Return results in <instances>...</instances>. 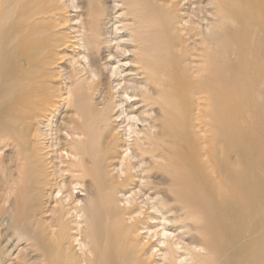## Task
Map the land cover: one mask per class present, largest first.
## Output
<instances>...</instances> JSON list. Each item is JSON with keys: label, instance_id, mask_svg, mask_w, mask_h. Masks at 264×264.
Masks as SVG:
<instances>
[{"label": "bare ground", "instance_id": "bare-ground-1", "mask_svg": "<svg viewBox=\"0 0 264 264\" xmlns=\"http://www.w3.org/2000/svg\"><path fill=\"white\" fill-rule=\"evenodd\" d=\"M196 4L0 0V264H264V0Z\"/></svg>", "mask_w": 264, "mask_h": 264}, {"label": "rangeland", "instance_id": "rangeland-1", "mask_svg": "<svg viewBox=\"0 0 264 264\" xmlns=\"http://www.w3.org/2000/svg\"><path fill=\"white\" fill-rule=\"evenodd\" d=\"M191 1H192V2H195V4L197 3L196 5H198V6H200V7H203V5H204V4H201V3H204V0H191ZM197 1H199V2H197ZM198 3H199V4H198ZM201 5H202V6H201ZM183 6L187 7V6L185 5V3L183 4ZM74 14H75V13H74L73 11H71V12L69 13L70 16L68 15L69 18H72V17L74 16ZM124 74H125V73H124ZM77 197H78L79 199L84 198L83 195L80 196V193L77 194ZM153 225H154V226H153ZM156 225H157V224H151V225H150V229H153ZM151 226H152V227H151ZM153 230H155V228H154ZM153 230H152V231H153ZM156 230H157V229H156ZM143 237L145 238V236H143ZM152 247L156 248V247H157V246H156V243H152ZM15 254H16V253H15ZM155 255H156V254H155ZM154 257H155V258H153V260H155V261H158V260H159V259L157 260V258H158L157 256H154Z\"/></svg>", "mask_w": 264, "mask_h": 264}]
</instances>
